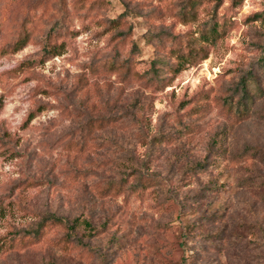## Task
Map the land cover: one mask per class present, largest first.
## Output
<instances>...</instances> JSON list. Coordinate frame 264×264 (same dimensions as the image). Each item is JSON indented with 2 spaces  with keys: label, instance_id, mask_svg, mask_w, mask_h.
<instances>
[{
  "label": "rangeland",
  "instance_id": "374dc122",
  "mask_svg": "<svg viewBox=\"0 0 264 264\" xmlns=\"http://www.w3.org/2000/svg\"><path fill=\"white\" fill-rule=\"evenodd\" d=\"M186 2L0 0V264H264V0Z\"/></svg>",
  "mask_w": 264,
  "mask_h": 264
},
{
  "label": "trees",
  "instance_id": "16d2710c",
  "mask_svg": "<svg viewBox=\"0 0 264 264\" xmlns=\"http://www.w3.org/2000/svg\"><path fill=\"white\" fill-rule=\"evenodd\" d=\"M198 0H187L186 5H188L187 8L184 9L182 15L186 17V15L189 16H194L195 12L194 10L192 11V8L195 6ZM243 0H231V4L233 6H239ZM220 35V25L217 20L212 21L208 27L202 28L200 31V43L199 45L195 44L194 42H191L188 47L187 53H179L177 55L178 60L182 61L185 60L187 57H195L199 53L201 54V57H205L207 52L204 50L205 46L204 43L207 42H214L217 37ZM25 40L24 39H18L16 41V48H20L24 45ZM56 45L53 44L52 46L46 48V52L48 55H54L56 54ZM264 68V62L262 64ZM253 83H255V88L253 89ZM260 92L264 93V78H260L257 74L251 73L250 71L248 72L247 75L242 76V78L238 81L237 86H236V97L233 95H228L224 97L223 103L234 112V114L237 116L238 119H244L247 117L250 113L251 109V104L253 101H255V98L260 94ZM156 135H153L152 142L150 143V149H153V146L155 143L159 142L155 139ZM258 146L255 147L252 153L249 152H241L239 154H234L232 155L231 158L235 159L236 157L242 158L245 157L246 155H256ZM155 152L152 150L151 152H148L146 157L144 158V162L146 164L147 160L151 157L154 156ZM125 178H121L119 181H115L117 184H123L126 183ZM114 182V181H110ZM156 182V175L153 172H147L144 170L134 172V178L131 181L130 184H126L129 189L132 191L138 190V189H144L147 186L151 185ZM57 221V222H62L64 223V219L62 216H59L54 213H49L46 214L42 217L41 220H39L38 224L35 227H31L25 230L24 234L31 235L32 237H36L40 231V228L42 227L43 224L47 221ZM14 237H4V241H2L1 245L6 244L7 245L12 244V240Z\"/></svg>",
  "mask_w": 264,
  "mask_h": 264
}]
</instances>
